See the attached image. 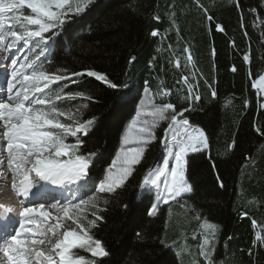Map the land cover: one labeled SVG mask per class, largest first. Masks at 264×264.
Segmentation results:
<instances>
[{
    "label": "trees",
    "instance_id": "16d2710c",
    "mask_svg": "<svg viewBox=\"0 0 264 264\" xmlns=\"http://www.w3.org/2000/svg\"><path fill=\"white\" fill-rule=\"evenodd\" d=\"M199 2L208 8L213 17L211 23L194 0H92L85 13L74 17L70 26L65 25L66 31H59L58 42L49 52L45 67L52 71L93 68L108 73L121 84L125 81L121 70L126 67L127 58L135 55L141 97L144 81L152 92L168 88L172 95L163 97V102L173 103L178 110L187 105L183 99L186 88L177 81L182 75L191 77L194 72L193 83L199 85V108L203 111L185 115L194 125L201 126L210 140L208 149L189 153L187 175L194 192L183 195L179 203L172 205L168 223L167 205L150 216L153 195L151 199L145 193L139 195L142 178L149 168L156 167L163 154L159 142L162 131H158L157 140L126 186L114 194H105L110 202L101 213L104 222L91 229L109 255L93 258L83 250H74L89 260L95 259L100 264H180L167 244L184 240L191 254L190 264L193 259L203 264L198 256L199 240L192 239L194 231H201L195 219L200 213L202 218L220 225L215 238L210 237L215 264H264V244H254L257 234L264 237V135L254 127V123L264 125L261 107L264 97H258L252 88L264 74V0H241L242 13L235 7L236 0ZM172 13L174 27L170 26ZM156 14L161 17L160 22L153 19ZM217 24L224 31H217ZM153 28L160 30L159 36L150 35ZM185 46L193 57V64L187 68L186 54L182 52ZM244 54H250V64L243 61ZM177 57L181 62L179 68L174 63ZM233 66L235 72L231 71ZM205 79L216 89L217 99H212ZM78 83L79 88L70 85L67 90L86 91L94 100L77 99L60 106L67 104L76 112L77 107L87 103L88 107L77 113L79 119L98 118L84 137L81 149L104 151L107 159L90 166L93 174H99L102 164L106 168L111 163L120 135L136 109L130 104L118 106L116 90L91 78H81ZM160 102L161 98L156 97V103ZM237 133L238 146L230 149ZM245 155L251 160L246 162ZM220 180L223 188L219 186ZM180 203H186L188 210L182 209ZM245 212L247 216L242 215Z\"/></svg>",
    "mask_w": 264,
    "mask_h": 264
},
{
    "label": "snow or ice",
    "instance_id": "6c2138e0",
    "mask_svg": "<svg viewBox=\"0 0 264 264\" xmlns=\"http://www.w3.org/2000/svg\"><path fill=\"white\" fill-rule=\"evenodd\" d=\"M194 2L211 23L213 17L208 8L199 0ZM91 3L92 0H0V53L7 56L10 50L22 45H30L33 53L23 61L12 60L10 78L6 80V98L0 94V141L6 142L0 143V151L7 153V168L11 173L10 187L17 197L27 201L38 195L44 184L58 188L78 186L71 200L36 202L31 206L22 201L18 210V227L0 237V253L7 264H100V261L89 260L74 250H83L93 258L109 255L103 243L95 239L91 229L104 222L101 213L110 202L105 194H114L126 186L136 166L142 163L151 144L157 140L156 130L166 124L162 128L163 135L159 137L165 154L157 161L156 167L148 169L140 184L141 189L148 190L145 195L149 199L152 190L155 191L156 202L152 204L149 215L155 214L161 203H179L184 194L194 192V186L187 175L188 155L210 146L206 131L201 126L194 125L185 115L197 110L203 111L199 108V85L193 83V79H196L194 72L191 77L182 75L177 81L178 85L182 84L186 88L183 99L187 105L178 110L173 103L163 102V97L172 95L170 89L161 87L152 92L147 81L142 86L144 97L141 98L135 55L127 58L126 67L121 70V74L125 76L123 84L118 79H111L108 73L93 68L69 72L67 68L52 71L45 67L50 47L58 42L59 31H66L65 25L70 26L73 18L85 13ZM235 7L243 12L241 0H236ZM171 15L173 20L170 26L174 27V13ZM153 19L161 21L159 14ZM241 26L244 27L243 16ZM216 29L224 31L220 24L216 25ZM150 35L157 37L160 30L153 28ZM232 43L235 44L234 41ZM182 52L186 54L187 68L193 64V57L187 46L183 47ZM242 59L250 64V54H244ZM174 63L177 68L181 66L178 57ZM236 70L235 66L231 69L233 72ZM81 78H91L116 90L115 101L118 106L130 104L136 109L135 115L120 135L119 151L106 168L101 165L99 174H93L90 166L95 167L97 161L107 159L104 151L81 149L85 145L84 137L89 135L98 118L93 116L82 121L71 108L60 106L66 101L77 99L94 100L86 91L67 90L70 85L79 88L78 81ZM129 80L131 83H128ZM205 84L212 99H217L216 89L207 79ZM252 87L258 86L254 83ZM259 89L264 90V75L259 76ZM156 97L161 98L160 103L154 102ZM87 107V103L81 104L76 113H79L80 108ZM244 107H248L247 101ZM261 107L264 108V104ZM254 127L259 134L264 135V125L254 123ZM69 137L74 138L73 143L66 142ZM238 143L237 133L229 148L235 149ZM244 160L250 161L251 157L245 155ZM3 165L4 160L0 158V178H7ZM217 178L220 179L219 176ZM219 186L224 187L222 180ZM81 188L88 191L77 196L76 192ZM180 207L188 210L186 203H180ZM124 208L127 210L128 205L125 204ZM53 210L56 215L52 214ZM12 211L13 209L4 207L0 211V221L6 220ZM89 215L92 219H89ZM242 215L247 216L248 213ZM195 219L201 230L192 233V239L199 240L198 256L203 259V264H215L210 250V237L215 238L220 225L202 218L200 213L196 214ZM49 221L54 223L49 225ZM64 221H71L75 227H70L61 234ZM44 225H48L46 229ZM48 233L52 236L49 237ZM137 236H140L139 232ZM46 242L51 244L50 252L43 247ZM161 243L164 241L161 240ZM256 243L264 244V237L257 234L254 239V244ZM249 254L251 255V251ZM192 264H198V261L193 259Z\"/></svg>",
    "mask_w": 264,
    "mask_h": 264
},
{
    "label": "rangeland",
    "instance_id": "374dc122",
    "mask_svg": "<svg viewBox=\"0 0 264 264\" xmlns=\"http://www.w3.org/2000/svg\"><path fill=\"white\" fill-rule=\"evenodd\" d=\"M26 12L27 11H30V10H25ZM30 48H31V46L30 45H22V46H20L18 49H15V51H19V53L17 54V56L15 57V59L14 60H17L18 58H20V57H22V61L24 60V58L26 57V56H32L33 55V53H32V51L30 50ZM50 50V49H49ZM48 55H49V52H48ZM9 65V64H8ZM6 67H7V64H6V62H5V64H1L0 65V76L2 77V75L5 73V75L7 74V72H6ZM19 67V66H18ZM10 73H11V71H10ZM10 73L8 74V77H7V79L8 78H10ZM264 75V74H263ZM5 81V80H4ZM255 84H257V88H254V87H252L254 90H255V92H256V94H257V96L258 97H260V98H263L264 97V90H260L259 89V79L256 81V82H254ZM253 83V84H254ZM252 84V85H253ZM1 86V85H0ZM144 97V93L142 94V97L141 98H143ZM154 102H156V98H155V101ZM61 107H62V105H61ZM64 108H70L69 107V105H65L64 104V106H63ZM73 113L74 114H77L76 112H74L73 111ZM135 115V114H134ZM133 115V116H134ZM61 119L63 120L64 118L63 117H61ZM147 119H151L150 117H147ZM130 121V120H129ZM128 121V122H129ZM127 125V124H126ZM163 127H166V124H163L162 125V127H160V128H158L156 131H157V133H158V131H162V128ZM126 128V127H125ZM162 135H163V131H162ZM68 139H70V140H74V138H72V137H69ZM66 142H68V140L66 141ZM163 147V146H162ZM119 148H120V141H119V146H118V148H117V150H116V152H118L119 151ZM116 152H115V154H116ZM191 153V152H190ZM115 154H114V156H113V158L115 157ZM165 154V152L163 151V154H162V156ZM169 158V160H171V157H168ZM77 185H75L72 189H71V191L73 190V191H76V189H77ZM88 191V190H87ZM86 191V189L85 188H81L80 189V191H78V192H76V195L77 196H81V195H83V193L84 192H87ZM146 191H148V190H146V189H139V195H142L143 193H146ZM1 195V194H0ZM152 195H153V203H155L156 201H155V191H154V189L152 190ZM185 195V194H184ZM71 199H73V196H72V198H70V200ZM173 204H175V203H171L170 205H167L168 206V210H170L169 211V220H168V223L170 222V217H171V213H172V205ZM162 205H164L163 203H161L160 204V206H162ZM159 206V207H160ZM151 210H152V208H151ZM150 210V211H151ZM158 210H159V208H158ZM158 210L155 212V214H153V215H150V216H154V215H156L157 214V212H158ZM52 214L53 215H56L57 213L55 212V210H53V212H52ZM60 215H62V213H59ZM38 220H40V218H37ZM41 223L43 224V222H42V220H41ZM51 223H54V221H49L48 222V224L50 225ZM48 225H44V227H45V229H46V227H47ZM70 227H72V228H74L75 227V225H73L72 224V222L71 221H64L63 222V226H62V228H61V234H62V232L63 231H66V230H68ZM49 237H51L52 236V234L51 233H48L47 234ZM52 242L54 243V239L52 240ZM46 245H48V246H50L49 248H46L45 249V251H51V244H48L47 242H46ZM168 247H170L172 250H173V252L176 254V256H177V258H178V260H179V262H180V264H190L191 263V254H190V252H189V250H188V246H187V242H184V240H179V241H177V240H174V241H170V242H168ZM0 255H2V253H0ZM3 257V256H2ZM0 259L1 260H5L4 258L2 259L1 257H0ZM2 264H7V262L6 261H4Z\"/></svg>",
    "mask_w": 264,
    "mask_h": 264
},
{
    "label": "bare ground",
    "instance_id": "6f19581e",
    "mask_svg": "<svg viewBox=\"0 0 264 264\" xmlns=\"http://www.w3.org/2000/svg\"><path fill=\"white\" fill-rule=\"evenodd\" d=\"M18 53H19L18 50L17 51L10 50V53L7 56L4 53H0V65L5 64V62L7 64V67H6L7 74L5 75V81L0 86V94L5 95V98H6V80H7L8 74L12 70V60L15 59V57L17 56ZM17 60L22 61V57L18 58ZM18 66L19 65H17V67ZM0 143L6 144V142H3V141H0ZM2 153H3V160H4L3 170L7 174V178H0V194H1L0 195V207H3V208L7 207V208L13 209V211L10 214H8L7 219H6L7 222H10L9 216L12 215V217H13L14 216L13 214H16L18 212L19 208L22 206V203L20 201L14 200L11 197V195H12V194H10V191H11V187H10L11 173L8 171V168H7V153H6V151H3ZM48 185L50 186L51 184H48ZM8 196H10V198H8ZM49 196L53 197V196H56V194L53 195L51 193H48L47 195H44L41 197H44V199L46 201L47 200L46 197H49ZM43 247H44V249H46V248H49L50 246L45 244ZM1 256H3V254ZM4 261H6V260L0 259V264H2Z\"/></svg>",
    "mask_w": 264,
    "mask_h": 264
}]
</instances>
